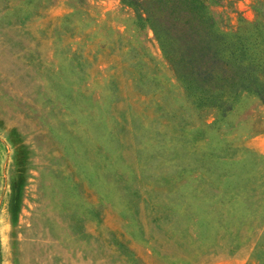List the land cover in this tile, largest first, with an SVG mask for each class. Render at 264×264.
I'll list each match as a JSON object with an SVG mask.
<instances>
[{
	"label": "rangeland",
	"instance_id": "1",
	"mask_svg": "<svg viewBox=\"0 0 264 264\" xmlns=\"http://www.w3.org/2000/svg\"><path fill=\"white\" fill-rule=\"evenodd\" d=\"M202 1L264 33V0ZM224 97L121 0H0V264H264V104Z\"/></svg>",
	"mask_w": 264,
	"mask_h": 264
},
{
	"label": "trees",
	"instance_id": "2",
	"mask_svg": "<svg viewBox=\"0 0 264 264\" xmlns=\"http://www.w3.org/2000/svg\"><path fill=\"white\" fill-rule=\"evenodd\" d=\"M121 1L148 23L175 76L200 103L226 105L225 93L244 91L264 104L263 32L217 31L202 0Z\"/></svg>",
	"mask_w": 264,
	"mask_h": 264
}]
</instances>
